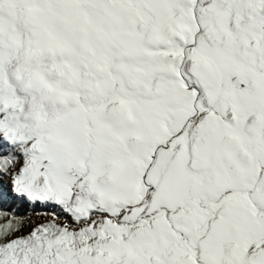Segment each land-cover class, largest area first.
<instances>
[{
  "label": "snow or ice",
  "instance_id": "snow-or-ice-1",
  "mask_svg": "<svg viewBox=\"0 0 264 264\" xmlns=\"http://www.w3.org/2000/svg\"><path fill=\"white\" fill-rule=\"evenodd\" d=\"M0 264H264V0H0Z\"/></svg>",
  "mask_w": 264,
  "mask_h": 264
}]
</instances>
